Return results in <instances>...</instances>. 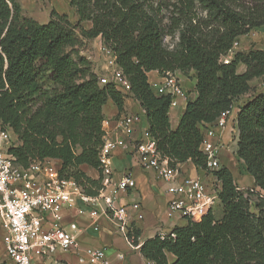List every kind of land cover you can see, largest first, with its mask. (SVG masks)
I'll use <instances>...</instances> for the list:
<instances>
[{
	"label": "trees",
	"instance_id": "trees-1",
	"mask_svg": "<svg viewBox=\"0 0 264 264\" xmlns=\"http://www.w3.org/2000/svg\"><path fill=\"white\" fill-rule=\"evenodd\" d=\"M70 5L77 24L54 9L41 23L24 16L16 0H0V123L16 137L9 148L16 162L26 167L32 160L56 159L62 175L96 194L102 182L103 106L112 99L122 112L131 95L172 167L192 161L207 169L204 128L264 76V50L237 51L228 63L223 60L240 37L264 25V0H70ZM99 36L129 78V93L100 84L91 61L80 54L83 40ZM166 37L177 38L173 48ZM152 70L195 73L197 97L188 101L176 129L169 120L172 95L153 91ZM236 126L235 153L254 186L240 188L226 167L212 171L221 184L223 217L217 220L210 210L142 244L140 230L130 228L131 243L140 244L145 258L156 264H264V91L243 102ZM83 164L100 177L89 176Z\"/></svg>",
	"mask_w": 264,
	"mask_h": 264
},
{
	"label": "built area",
	"instance_id": "built-area-1",
	"mask_svg": "<svg viewBox=\"0 0 264 264\" xmlns=\"http://www.w3.org/2000/svg\"><path fill=\"white\" fill-rule=\"evenodd\" d=\"M237 45L238 41L233 49ZM99 48L108 74L98 76L100 84L112 83L122 93H129L130 80L117 64L113 51L104 42ZM223 60L228 63L230 56ZM156 92L172 95L170 107L185 95L176 72H166ZM238 110L233 105L222 111L212 126L204 128L201 150L207 156V169L211 172L222 167L220 157L227 147L221 141L222 130L229 120L236 124ZM142 121L141 114H122L116 120L117 134L108 137L105 133L100 150L102 182L96 194H88L74 178L62 175L56 159L32 160L26 167L18 164L9 151L13 132L0 123V227L4 232L6 264H61L63 254L74 255L76 264H111L105 248L85 245L81 241V227L77 221H67L66 213L88 217L95 230H99L100 219L107 218L131 243L132 211H137V219H142L143 214L138 202L119 203L121 193L134 188L135 180L130 172L120 179L115 178L112 156L117 149L134 150L141 167L155 171L167 184L171 213L200 220L213 211L220 201V182L216 178L207 182L199 176H182L180 169L172 167L169 159L158 150L148 126L135 135L136 126ZM167 233L157 234L165 238ZM147 264L156 262L148 260Z\"/></svg>",
	"mask_w": 264,
	"mask_h": 264
},
{
	"label": "crops",
	"instance_id": "crops-1",
	"mask_svg": "<svg viewBox=\"0 0 264 264\" xmlns=\"http://www.w3.org/2000/svg\"><path fill=\"white\" fill-rule=\"evenodd\" d=\"M87 23L88 25L85 27L90 28L91 23ZM91 40V43L95 46L94 56L92 53L86 54L83 50H80V54L85 55L87 58L91 57L90 61L94 59L97 62L99 56H102L104 59L99 48L100 44L103 42L102 38L99 36ZM101 66H104L105 68L106 62L104 64H94L92 70L98 74L101 70ZM245 70L246 66L244 64L241 63L238 65L239 72L242 73ZM176 74L181 79L185 95L177 99V104L175 106L170 107L169 120L172 129L178 127L181 117L186 110L188 101L194 100L197 97V79L194 71L191 70L187 74H184L182 71L178 70L176 71ZM148 80L155 92L163 80V75L158 70H152L148 72ZM251 93H254L252 92V89L249 93L242 95L235 102V107L240 110L243 102L251 97ZM103 112L105 116L103 129L108 137H114L117 134L116 120L122 114H141L143 116L142 123L136 126V136L139 135L142 127L148 126L144 109L140 102L131 95L126 97L125 107L122 112L119 111V108L112 99L107 100L103 106ZM221 141L227 146L221 153L220 158L222 164V160H226L231 154L236 155L235 151L238 142V129L236 124H233L231 120H229L227 127L222 130ZM230 144L234 146V149H232L233 151H231ZM177 167L180 169L182 176H199L207 182L215 180V177L210 170L199 168L192 161L180 163ZM81 168L94 179L100 177L99 171L87 164H83ZM112 168L114 170L115 178L120 179L127 172H130L135 180L134 188L121 193L119 203H140V211L143 214V218L137 219V211H132L131 221V229H138L141 232L139 237L140 244L159 232L167 233L177 226H184L188 223L187 218L179 213H171L169 211L168 201L171 198V195L167 192V184L157 176L155 171L141 167L134 150L117 149L112 156ZM244 183L246 185H240L242 188L253 187L254 178L248 174ZM213 212L217 220H220L223 217V205L220 201L214 206ZM66 220L77 221L82 229L80 239L85 245L105 248L111 264H147L148 259L141 253L140 247H135L129 243L111 220L101 218L99 221V230L93 228L92 222L88 217H76L74 212H67ZM3 235L4 232L0 227V258L2 255L4 257L5 250ZM167 257L170 262L175 260V256L170 252L167 253ZM61 264H76V257L72 254H63L61 255Z\"/></svg>",
	"mask_w": 264,
	"mask_h": 264
},
{
	"label": "rangeland",
	"instance_id": "rangeland-1",
	"mask_svg": "<svg viewBox=\"0 0 264 264\" xmlns=\"http://www.w3.org/2000/svg\"><path fill=\"white\" fill-rule=\"evenodd\" d=\"M22 7V13L24 16L32 17L38 20L41 23H46L50 19V14L52 10H56L61 14H66L69 20L73 24H77L79 17L76 13L75 8L70 5V0H16ZM155 3H168L170 0H151ZM161 5V4H160ZM163 13L168 14V10L164 9ZM84 26H87L88 23L84 22ZM92 40H83L79 50H83L86 54L92 53L94 56L95 46L91 43ZM177 42V38L166 37L165 44L173 48ZM251 49H260L264 50V25L258 28L252 29L247 35H244L239 38L238 45L230 52L234 54L237 51H249ZM230 55V56H232ZM97 62L93 59L91 60L92 66L96 63L104 64L106 61L102 56L98 57ZM98 76H108L106 67L101 66V70L98 73ZM252 92L251 96L255 93L264 91V76L255 78L252 82ZM16 142L15 135L12 136L11 143ZM231 145V144H230ZM234 146L231 145V151H233ZM227 168L232 171L237 185L242 188L240 185H246L244 180L248 177V173L245 169L244 163L235 155L231 154L226 160H222V168ZM4 250V248H3ZM0 263H5L3 255L0 258Z\"/></svg>",
	"mask_w": 264,
	"mask_h": 264
}]
</instances>
